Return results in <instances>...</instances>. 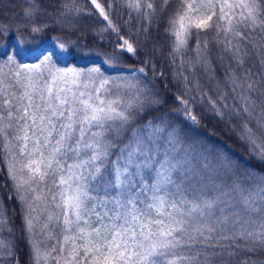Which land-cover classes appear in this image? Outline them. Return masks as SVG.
<instances>
[{
    "label": "snow or ice",
    "instance_id": "1",
    "mask_svg": "<svg viewBox=\"0 0 264 264\" xmlns=\"http://www.w3.org/2000/svg\"><path fill=\"white\" fill-rule=\"evenodd\" d=\"M125 2L147 34L156 0ZM90 3L107 22L101 31L118 36L104 60L115 67L135 48L111 19L113 4ZM171 3L160 0L159 13ZM37 10L30 4L24 17L30 20ZM83 11L62 2L56 23L71 29L67 17ZM45 28L32 24L30 32ZM193 28L195 56L185 61ZM213 29L219 59L229 61L223 85L238 94L248 118L243 136L255 144L257 133L264 135V0H176L165 29L174 37L173 63L180 57L181 67L186 63L189 71L201 69L211 78L208 41L201 42L199 33ZM12 35L10 26L0 24V155L18 193L24 189L19 198L29 205L27 230L35 234L39 217L33 214L40 205L47 214L39 232L55 243L41 252L30 241L36 264H251L253 257L242 253L264 255V179L242 177L229 163L210 160V153L187 144L162 118L132 127L137 105L155 101L137 84L106 76L100 65L61 67L91 55L74 52L84 47L79 43L56 37L44 48L23 39L9 45ZM183 79L189 92L199 89L198 81ZM132 89L135 104L125 100ZM177 99L188 109L187 99ZM209 103L216 109L217 101ZM186 115L197 122L190 110Z\"/></svg>",
    "mask_w": 264,
    "mask_h": 264
},
{
    "label": "trees",
    "instance_id": "2",
    "mask_svg": "<svg viewBox=\"0 0 264 264\" xmlns=\"http://www.w3.org/2000/svg\"><path fill=\"white\" fill-rule=\"evenodd\" d=\"M62 2H68L70 6L74 4L84 10L79 16L69 15L67 20L74 22L75 26L71 29L65 28L63 31L56 23V16L59 14L57 7ZM100 2L105 6L108 3L113 4L108 10L110 17L113 23L119 26V34L127 38L135 48V54L124 52L120 63L115 67H108L104 60L105 53L115 49L118 36L110 29L101 31L107 22L99 16L90 0H0V24L8 25L12 29L13 35L8 39L9 45L16 39H23L29 47L44 48L53 44L56 37L79 43L84 47L73 51L91 55L87 59L69 60L67 65L62 64L61 67L86 68L100 65L106 76H119L137 84L141 92H146L148 98L155 101L145 103L142 109L137 105L132 127L150 121L159 123L162 118L181 132L187 144L195 145L198 151L203 149L205 154L210 153L208 156L210 160L229 163L231 169L242 177L246 173H251L257 179H264V135L257 133L255 144L243 136V125L248 122V118L241 112L236 102L238 94L231 93L223 85L229 61L227 58L223 62L219 59L222 53L214 41V29L199 33L201 42L208 41L213 61L210 78L209 74L201 69L189 71L186 63L181 67L180 57L173 63L169 55L174 37L165 29L169 14L176 7V0H172L168 11L163 14L159 13L160 0H156L157 16L153 19L147 34L142 31L143 20L134 10L127 7L125 0ZM30 4H34L38 10L30 20H27L24 11ZM32 24L47 25V28L40 33L32 34L30 32ZM25 25L28 27L25 28ZM192 32L185 61L195 56L191 49L196 44L197 30L193 28ZM12 50L11 47L8 48V51ZM24 62L33 61L25 58ZM141 67L145 68V72L138 71ZM184 75L188 76L189 80L198 81L199 89H192L189 92L185 87ZM136 95V89L129 90L128 96L125 97L126 102L135 104ZM221 95L224 97L223 100L218 99ZM177 97L189 101L188 109L184 108ZM209 100L217 101L216 109ZM189 110L196 116V123L187 118L186 113ZM217 111L222 115H218ZM255 126L256 121L252 120L250 127L254 131ZM22 194L24 189H20L18 193L14 181L9 176L8 165L3 155H0V218L4 221L3 226H0V242L5 245L0 250V264H36V254L30 241L38 245L41 252L55 243L39 232L47 215L44 212V205H40L33 214L39 217L35 224V234L27 230L26 216L29 214V205L26 201L20 200L19 196ZM28 199L30 200L31 196ZM9 249L11 255H8ZM244 256L253 257L251 264H264V255L257 258L255 254L242 253L241 257ZM40 264H45V261L41 259ZM47 264H54V261L49 259Z\"/></svg>",
    "mask_w": 264,
    "mask_h": 264
},
{
    "label": "rangeland",
    "instance_id": "3",
    "mask_svg": "<svg viewBox=\"0 0 264 264\" xmlns=\"http://www.w3.org/2000/svg\"><path fill=\"white\" fill-rule=\"evenodd\" d=\"M144 125H146V124H143V125H141V126H144ZM93 218H95V217H93Z\"/></svg>",
    "mask_w": 264,
    "mask_h": 264
}]
</instances>
